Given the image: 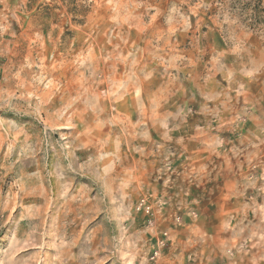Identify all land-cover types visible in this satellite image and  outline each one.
Returning a JSON list of instances; mask_svg holds the SVG:
<instances>
[{
  "label": "rangeland",
  "instance_id": "374dc122",
  "mask_svg": "<svg viewBox=\"0 0 264 264\" xmlns=\"http://www.w3.org/2000/svg\"><path fill=\"white\" fill-rule=\"evenodd\" d=\"M0 264H264V0H0Z\"/></svg>",
  "mask_w": 264,
  "mask_h": 264
},
{
  "label": "crops",
  "instance_id": "0c3cea01",
  "mask_svg": "<svg viewBox=\"0 0 264 264\" xmlns=\"http://www.w3.org/2000/svg\"><path fill=\"white\" fill-rule=\"evenodd\" d=\"M157 40L161 41V37H157ZM178 40L181 39L177 36L167 35L165 37V45H170V47L163 54H161V44L157 42V46L153 50V58L155 59L153 60L154 65H177V59L180 56L179 50L177 49V47L180 46V44L177 43ZM196 65L197 63H195L194 51H192L187 66L193 67Z\"/></svg>",
  "mask_w": 264,
  "mask_h": 264
}]
</instances>
